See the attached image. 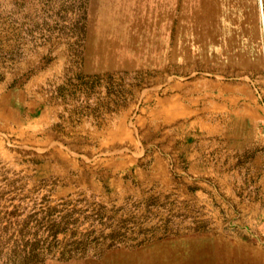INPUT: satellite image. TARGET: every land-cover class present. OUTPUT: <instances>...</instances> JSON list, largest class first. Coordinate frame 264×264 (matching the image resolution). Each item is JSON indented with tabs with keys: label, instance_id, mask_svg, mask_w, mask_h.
I'll return each mask as SVG.
<instances>
[{
	"label": "rangeland",
	"instance_id": "obj_1",
	"mask_svg": "<svg viewBox=\"0 0 264 264\" xmlns=\"http://www.w3.org/2000/svg\"><path fill=\"white\" fill-rule=\"evenodd\" d=\"M0 264H264V0H0Z\"/></svg>",
	"mask_w": 264,
	"mask_h": 264
}]
</instances>
